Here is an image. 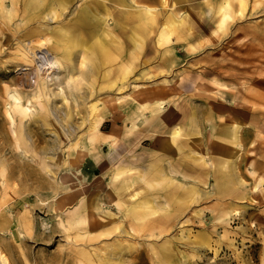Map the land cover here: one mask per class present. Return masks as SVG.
Wrapping results in <instances>:
<instances>
[{"label":"rangeland","instance_id":"rangeland-1","mask_svg":"<svg viewBox=\"0 0 264 264\" xmlns=\"http://www.w3.org/2000/svg\"><path fill=\"white\" fill-rule=\"evenodd\" d=\"M83 1L85 0H74L75 5L72 4L67 16L70 17L72 11L77 9ZM243 1L246 4L243 15H237V18H234L235 21L228 20L221 28H217L215 12L221 0H140L142 4L152 7L151 25H141L138 22L130 28L131 23H127L123 32L118 29L110 30L112 38H117L119 44L115 43L113 49L109 51L111 61L109 60L107 65H102L98 73L85 76V81H82L78 92H84L89 96L83 100L77 99L81 103L79 102L80 105L75 107L73 103L75 91L66 85L64 72L60 74L52 72L51 76L54 79H51L48 88L44 89L45 97H32L31 94L36 91L35 79L39 70L37 65L35 66L36 63L24 60L28 53L22 47L29 42L26 39H22L21 42L16 39L21 34L20 26L25 22L22 21L23 0H0V129L2 130H0V136L2 135L0 140L4 139L5 142L0 141L2 145H0V212L2 213L0 214V250L7 255L11 264H116L119 260L121 263L123 261L122 264H264V0ZM128 3L129 5L126 6L128 14L135 16L138 10L137 4L132 0ZM232 3L236 4L235 1ZM117 5L120 4L117 3ZM117 5H114L116 10L119 8ZM102 12L104 15H109L103 9ZM181 14H186L188 19L190 18L192 29L199 16L202 21L204 18V22H210V26L206 31H195L194 38L191 37L189 41L184 40L179 43V36L173 33L170 35L171 39L167 40L163 33L165 30L162 29L163 19L167 15L174 17ZM210 15H213L212 20L209 19ZM54 25L56 23H51V26L54 27ZM130 35L135 36V39L143 40L141 48L134 44L132 39L130 40ZM48 37L53 40L55 34L48 32L46 38ZM89 43L90 41L87 45ZM101 53L92 57V59L97 57L94 59L97 64L99 60L104 61ZM79 54L76 53L77 56L75 55L74 58L77 65L81 59ZM60 59L61 56L49 61L45 67H52V63L60 62ZM85 68L86 66L82 64V69ZM225 68L227 70H224ZM42 70L44 72V68ZM126 70L130 72L124 74ZM102 73H104L103 76ZM78 78L79 76L75 77L71 82L75 85ZM230 79L233 80L230 81ZM164 83L168 85L162 87ZM12 93L20 95L22 106H29L33 114L35 113L30 115L31 123L29 120L26 124L24 122V129L31 127L27 132L29 135L32 134L29 141L25 137L13 140L7 134L8 123L5 110L10 108ZM49 93L51 95L53 93L51 97L49 96L50 100L46 97ZM154 93L162 96L161 99L164 100L160 107L149 98ZM96 94L99 95L95 96ZM62 96L67 98V101L61 99ZM103 97L108 99L105 100ZM45 101L50 105L48 106ZM92 103L96 106L93 111L90 110ZM67 108H70L72 113L73 109L75 112L74 117L69 118L68 122L64 120L65 124L60 121L62 118L60 115L62 116ZM11 112L15 114L13 110ZM45 114L50 115L43 116ZM16 116L21 117L20 114ZM188 124H192L191 131L198 132L196 135H191V138L186 136V133H189ZM76 126H80L76 136L81 142L80 145L84 147L82 152L87 162H84V158L76 157L77 154L74 155L76 146L71 145L75 141L72 139L74 135H68L69 131L66 134L69 127L73 129ZM174 126L182 128L183 134L179 136L183 141L182 146L187 145L186 138L190 143V146L186 147L185 158L192 161L193 157H196L194 161L205 169L208 168V172L205 171L201 175L188 173L196 180L197 178L202 180L195 191L181 192L179 190L174 198L175 203L171 206L169 203L171 200L167 201L166 206L169 210L161 212L168 214L165 217L160 215V219L149 228L145 225L146 218L141 217L139 212L127 213L126 216L123 212H118L110 224L105 223L112 226H105V234L101 233L96 239L75 238L74 233H70L71 229L67 231V234L59 231L61 219L66 221L74 219L70 217L77 204L73 201L58 210L55 207V200L52 201L54 203L51 204L50 209H44L45 207L40 203L45 200L51 202L52 197L42 193L46 188H42L41 192L35 185H31L41 182L37 174L40 167L37 158L41 156L38 154L41 149H38L39 145L40 147L46 145L49 148L50 145L55 144L54 149L60 148L55 149L56 151L53 148H51L53 151L48 149L54 159H46L47 164L50 162L47 167L56 172L57 180L63 186L81 187L83 192L78 193L84 197L97 189L100 193L104 192L102 190L106 191L110 173L115 172L118 166L129 164L127 168L130 169L125 174L130 177L135 175L141 168L137 164V157H143L149 151L161 146L163 141L170 138ZM220 135L221 137L228 135L231 141L226 143ZM23 139L37 146L32 147L33 151H27ZM88 140L91 142L89 147L86 145ZM218 140L219 146L225 147V153L213 149L212 141ZM209 142L213 146H209ZM101 149L103 150L100 153ZM11 151L14 154H10ZM70 154L73 155L72 162H68ZM106 155L112 158L110 162L100 159ZM2 158H6L8 162ZM2 161L8 167L3 169ZM83 164L85 169L80 176L72 172L71 168H80ZM24 165L28 170L25 171ZM56 165H59V168ZM178 168L179 172L186 174L187 170L182 168V165ZM18 170L24 173L19 174ZM102 170L103 172L107 170V173L103 175ZM212 170L217 177L226 179L227 174L233 177L231 181L225 180L229 181V183L225 182V190L213 188ZM208 173L210 176L207 175ZM21 174H27L29 179ZM47 174V178L51 179L49 173ZM20 179L21 182H19ZM28 180L29 182L26 183ZM191 180L197 183L196 180ZM137 182L138 190L142 192L144 185L141 180ZM22 185L29 191L22 189ZM139 197L140 194L131 197L129 207H134L133 202ZM20 202L25 203L18 204ZM25 204L30 206H23ZM24 208H28L26 211L29 212L23 215ZM172 210L175 211L170 215ZM60 211H63L61 216ZM26 214L27 217L24 218ZM86 216L85 212L80 213L79 222L73 223L72 226L78 225L83 230L89 222L93 224L95 219H98L97 216L89 218ZM157 216L159 215L155 213L152 218ZM21 217L29 225L26 231L20 225ZM121 224L125 233L118 232V228L114 226ZM66 225L70 227L69 224ZM100 229L93 230L90 234ZM75 241L76 244H74ZM106 242L112 250L115 246L117 247L119 251L117 260L107 259L106 261L100 258L102 253L109 250L106 245L104 247ZM122 247L125 248L122 249ZM97 248H101V251ZM78 249L95 253L96 255L92 254V258H95L92 259L93 262L88 263L81 254L78 255Z\"/></svg>","mask_w":264,"mask_h":264},{"label":"bare ground","instance_id":"bare-ground-1","mask_svg":"<svg viewBox=\"0 0 264 264\" xmlns=\"http://www.w3.org/2000/svg\"><path fill=\"white\" fill-rule=\"evenodd\" d=\"M128 1L129 0H85L79 5V7L76 6L77 9L75 8L72 11V13H71L72 15L70 17H68L67 13H68L69 9L71 8L72 4L74 3V0H23V2H22L23 3V7H22L23 10L22 11H24V12L22 14V21H25V22H24V24H22L20 26L21 27V30H20L21 34H19V37L16 38V39L19 42H21L22 39L23 40L26 39L27 42H29L28 44L24 45V47H22V48L26 49V51L28 53L26 55V57L24 58V60L29 62V63H31V62L36 63L35 66L37 65V69L39 70L37 72V74H36L37 78L35 79L36 91L34 93H32V91H31L32 97H34V98L45 97L46 92L44 91V89H47L49 83H51L50 82L51 79L52 80L54 79L53 76H51V75H53L52 72L54 74L55 73L56 74H60V73L64 72L66 74V79H65L66 85L69 88L74 89V91H75V92L73 91L74 92V97H73L74 106L78 107V105H80L79 104L80 101H78V100H81V99L83 100V99L88 98L89 95H87L86 93H84V92L83 93H79L78 92V90L81 89L80 85H81L82 81L84 80L86 75H89V74L93 75L94 73H98L101 70L102 65H104V64L107 65V62L110 60L109 51L111 50V48L113 49L115 43L119 44L117 38H112L110 30L115 31L116 29H118L121 32H123L126 29V24L127 23H131L129 25L130 28L135 26L138 22L141 25H143V24L151 25L150 18H151V14L153 13L152 10H151L152 7L148 6L146 4H142L141 2H139L140 0H132V1H134L137 4L138 10L134 14L135 16H131L130 14H128L127 9H126L127 8L126 6L129 5ZM233 1H235L236 4H233L232 3ZM117 3L120 4V5H117ZM74 5H75V3H74ZM114 5L119 6L118 10L115 9ZM245 5L246 4H245V2L243 0H221V2L217 6L216 12H215V14L217 15V18L215 19L216 20V23H215L216 27L217 28H221L223 26V24L225 22H227L228 20L232 21L234 18H237V15H243V10L245 8ZM235 6H236V8H235ZM99 7H101V9ZM102 9H103V11L108 12L109 15H104L103 12H102ZM239 11H240V13H239ZM212 17H213V15H210L209 19L212 20ZM140 18H144V19H140ZM137 19H140V20H137ZM234 21H235V19H234ZM202 22H204V18H203V21H202V19L199 16V19H197V23L194 25V29H195L194 30V29H192V25L190 23V18L188 19L186 14H181L179 16H174V17L171 16V15H167L163 19L162 29L165 30V31H163V33L166 35L167 40L171 39L170 35L173 33V34H176L177 36H179L178 37V41L180 43V42H184V40H188L189 41V39H192L191 37L194 36L193 34H194L195 31H199V32L206 31L208 29V27L210 26V22H208V21L204 22V23H202ZM51 23H56V25H54V27H53V26H51ZM243 23H245V22H243ZM256 24H257V22H256ZM238 25H239V23H238ZM240 27H242V26H240ZM238 28H239V26H238ZM243 28H245V27H243ZM48 32H51V33L55 34V38L53 40H51L49 37L46 38ZM217 33L215 34V37H216ZM211 34H214V33H211ZM131 39L133 40L134 44L139 45V47H140V45L143 42V40L135 39V36L133 37L132 35H130V40ZM215 39H217V38H215ZM88 41H90L89 45H87ZM76 53H80L79 55H80V58H81L80 61L78 62V65L76 64L77 62H75V60H74ZM100 53H101L102 59H104V61L101 62L99 60V63H98L99 65H98L95 62V60H94L97 57H95L94 59H92V57H94L95 54H100ZM60 56H61V59H63V60L60 59V62H56V63L53 62L52 65H51L52 67H49V68L45 67L46 64L49 61H52L55 58H58ZM110 56H112V55H110ZM76 59H78V58H76ZM76 61H78V60H76ZM112 63H114V61ZM82 64L84 66H86L85 69H82ZM236 66H237V64H236ZM109 67H110V65H109ZM239 67H241V66H239ZM43 68H44V72L42 70ZM3 69H4V67H3ZM63 69H65V71H63ZM74 69H75V71H74ZM221 70H223V69H221ZM224 70H227V69L225 68ZM231 70H233V69H231ZM243 70H244V68H243ZM250 70H251V68H250ZM207 71H209V70H207ZM129 72H130L129 70H126L124 72V74H127ZM240 72H242V71H240ZM104 73H105V70H104ZM104 73H102V76L104 75ZM140 73H142V72H140ZM142 74H146V73H142ZM142 74H140V75L142 76ZM239 74H241V73H239ZM105 75H106V73H105ZM77 76H79V78L77 80V83L74 85L71 81L74 80L75 77H77ZM107 76L109 77V74H107ZM89 77H91V76H89ZM234 77H235V75H234ZM102 78H104V77H102ZM63 79L62 80L60 79V80L63 81ZM231 80H233V79H230V81ZM127 83H128V81H127ZM99 85H101V84H99ZM167 85L168 84L164 83L162 85V87H166ZM5 86H7V85H5ZM117 86H119V85H117ZM122 87H124V85H122ZM8 88L10 89L9 86H8ZM62 89L63 88H61V90ZM153 90H155V89H153ZM120 91H119V93H120ZM68 92H66V93H68ZM14 93H16V92H14ZM14 93H12L10 95V97L12 98V101L10 102V108H7L5 110L6 120H7V123H8V130H7L8 133L7 134L13 140H15V138H18V137H21V138L25 137L27 139V141H29L28 139H29V137L32 134L29 135V133H27V132H29L28 129L31 128V127L27 126V127H29L28 129L27 128L24 129V127H25V124L28 123V120L29 121L31 120L30 119V115L33 114L32 108H30L29 106H25V107L22 106V104H21V98L22 97L20 95H18V94H14ZM88 93H89V90H88ZM61 94H62V91H61ZM155 94L156 93L152 94V96H150L149 98H151L155 102V104H157L160 107L164 100L161 99L162 96L155 95ZM52 95H53V93H52ZM52 95L49 93L48 96H46L47 99L50 100L49 96L51 97ZM54 95H55V93H54ZM97 95H99V94H96L95 96H97ZM28 97H30V96H28ZM34 98H33V100H34ZM99 98H101V97H99ZM112 98H113V96H112ZM115 98L116 97H114V99ZM61 99H65V98L62 96ZM66 99H65V101H67ZM107 99H105V100H107ZM27 101H29V99ZM30 102H31V100H30ZM45 103H46V101H45ZM98 104H99V102H98ZM31 105H33V104H31ZM82 106H81V109H82ZM94 107H96V106L92 103L90 110L91 111L95 110ZM79 108H80V106H79ZM11 110L14 111V113H15L14 115L12 114ZM73 111L75 112L74 109H73ZM74 112L72 113V110L70 108H67V110H65L63 112L62 116L60 115V117H62L60 121L68 122L69 118H71L73 116ZM50 113H51V111H50ZM79 113H80V111H79ZM16 114L17 115L20 114L21 117L19 118V116H18V118H17ZM58 114H56V115H57L58 118H60L58 116ZM75 114H77V112ZM47 115L48 114H45L43 116H47ZM56 115H55V117H56ZM78 115H80V114H78ZM49 118H51V117H49ZM78 118H80V117H78ZM19 119H20V121L18 122ZM33 119H36V118H33ZM57 120H59V119H57ZM84 121H83V123H84ZM89 121L91 122V120H89ZM24 122H25V124H24ZM52 122H53V120H52ZM66 122H65V124H66ZM85 122L87 123V121H85ZM90 122H89V124L91 125L92 122L91 123ZM29 123H31V121ZM43 123H44V121H43ZM57 123L58 122H56V124ZM83 123H81V124L83 125ZM93 124H94V122H93ZM50 125L52 126L51 122H50ZM62 125H64V124H62ZM90 125H88V126H90ZM191 125L192 124H188L189 133H186L187 134L186 136H188V138L191 135L198 134V132L190 130ZM54 126H55V124H54ZM58 126H60V125H58ZM66 126H65V128H66ZM0 127H1V125H0ZM72 127H75V126H72ZM84 127H86V126H84ZM61 128L63 130V127H61ZM79 128H80V126H76V128H73V129H71V127H69L68 130L66 129L67 130L66 134H68V131H69L68 135H72V136L74 135V137L72 139H75V141L71 143L72 146H76V151L74 152V155L77 154L76 157H78L79 159L84 158V162H87L86 156H84L85 154L82 152V149L84 147L82 145H80L81 142L78 141V137L76 136L77 130ZM57 130H59V127L57 128ZM32 132H33V130H32ZM57 132H59V131H57ZM60 132H62V131L60 130ZM64 132H65V130H64ZM62 134H63V132H62ZM182 134H183L182 128H180L179 126H174L172 128V131H171V134H170V138L165 140V141H163L161 146H158V147L154 148L153 150L149 151L143 157H140V158L137 157V160H136L138 162L137 164H138V166H141V168L138 169V172H136L135 175L133 174L130 177V175H126L125 174V172H128L129 169H130V168H127V166H129V164H127V166L126 165L118 166V168H117V170L115 172H111L110 173L111 175H110V178H109V181H108V185L106 187V191L102 190L104 192L100 193V190L97 189V190H95L93 192L91 191V193H89V194H86L84 197L78 193V192H83L81 190V187L78 188L79 187L78 186V187L74 188V187H71V186L66 185V184H65L66 186H63V184L60 183L57 180L58 178L55 175L56 172L54 170L48 169L49 166L47 167V165L50 162L47 164L48 161L46 162V159H50V158L54 159L53 158V154L50 155L49 154L50 151L48 149H51V148L54 149V145L55 144L53 146L52 145H50V146L48 145L49 148H47L46 145L45 146L42 145L43 147H40L41 145H39L38 149L41 148L39 150V153H38L37 149H36V151L41 156H39L37 158V163L40 165L39 171H38L37 174H39V177L41 178L40 179L41 182L40 183L31 184V185H35L38 188L39 191H41L42 188H46V190L49 189L47 191L44 190L46 192H44V191L42 192L41 191L42 193H44V195L52 197V198L49 197V198H51V202L48 201V200L40 201L42 206L45 207L44 209H46V208L48 209L51 206V204L54 203V202H52L53 200H55V204H56L55 207L58 210L64 208V205H66V204H68L70 202H73V201H74L75 204H77L76 209L73 211V215L70 217V218H74V219H71V220H68V221H66L64 219L63 220L61 219L59 221V227H60L59 231H62L63 233L65 232L64 234H67V231L71 229L72 232H70V233H74V237L75 238L81 237V238H83L85 240L86 239H96V238H98L101 235V233H104V230L106 229V228H104L105 226H112V225H109L110 221L113 220V218H116V214H118V212H123L124 216H126L127 213L128 214H130V213L131 214H135L136 212H139L141 214V217H145L146 218L145 225L146 226L148 225V228H149V226H152L155 223L156 220L160 219V217L162 215L165 217L168 214L166 212L169 210V208L166 206V203H168L167 201L171 200L169 203H171V206H172L175 203L174 202V198L176 197V195H177L179 190L181 192H188V191H191V190L195 191V189L198 188L199 182L202 181L201 178H197L198 180H196L194 178V176L192 177L191 174H188V173L193 172V173H196L197 175H201V173H204L205 171L208 172V168L205 169L204 167L200 166L196 161H194V160H196L195 159L196 157H193L192 161H189L187 158H185V155L187 154L186 147L190 146V143L188 142V138H186L185 141L187 142V145L185 147L182 146V142L183 141H181V138L179 137ZM56 136H57V134H56ZM221 136L222 135H220V137ZM53 139H54V137H53ZM221 139L223 141H225L226 143H229V141H231V137L229 138L228 135H226L224 137H221ZM2 141H1V143H2ZM27 141L25 139H23V142L26 144L25 147H27L26 150L27 151H33V150H31V149H33L32 147L33 146H37V145H32L30 142L28 143ZM42 141H44V139ZM59 141H61V140H59ZM51 142L54 143V141H51ZM212 142L214 144V148L213 149H217V150L221 151L222 153L226 152V149H225L224 146L222 148L219 146V144H218L219 140L218 141H212ZM45 143H46V141H45ZM90 143L91 142L88 140V142L86 143L87 147H89L91 145ZM16 144L19 145L18 142H16ZM34 144H36V142ZM208 144H209V146H213V144H210V142ZM58 145H59V142H58ZM4 146H6V145H4ZM8 146H10V144ZM11 147H12V145H11ZM55 149L59 150L60 148L59 149L55 148ZM55 149H54V151H56ZM97 149H99V148H97ZM92 150H94V148ZM102 150L103 149L99 150L100 153H101ZM12 151L9 152V153L11 154ZM51 151H53V150L51 149ZM20 152H22V150ZM15 153H17V152H15ZM12 154H14V153H12ZM64 156H66V155H64ZM71 156H73V155H71V154L69 155L68 162H72L73 161V158ZM98 156H100V154H98ZM9 157L13 158V156H11V155H9ZM9 157L6 156V158H8V159H9ZM2 159H4V158H2ZM5 159H4V161H6ZM96 159L97 158H95V160ZM100 159L105 160L106 162H110L112 158L109 155H106V156H104V157H102ZM16 161L18 162L17 159H16ZM6 162H8V161H6ZM75 162H76V160H75ZM1 163H2L1 166L3 167V169H4V167H8V166L4 165L5 163H3V161ZM13 163H14V161H13ZM52 163H53V161H52ZM59 163H61V162H59ZM63 164H64V162L62 163V165ZM19 165H22V163L21 164L19 163ZM179 165H182V168L187 170L186 174L184 172H179V170H178L179 169L178 168ZM36 166H37V164H36ZM56 166L59 168V165H56ZM25 167H26L25 171L28 170L27 166H25ZM57 167H55V168H57ZM71 167H73V166H71ZM51 168H52V166H51ZM91 168L93 169V167H91ZM30 169H31V167H30ZM36 169H38V168H36ZM84 169H85V165L84 164L80 168L79 167L71 168L72 172L74 174H76V175L78 174L79 176L82 174ZM11 170H12V168H11ZM19 170H18V172H19ZM22 170H24V169H22ZM32 170L34 171V169H32ZM8 171L9 170H7V172ZM20 172H22V171H20ZM20 172H19V174H20ZM4 173H6V172H4ZM22 173H24V171ZM29 173H32V172H29ZM34 173H36V172H34ZM47 173H49V176L51 177V179L47 178V175H48ZM59 173H60V171H59ZM101 173L104 175V174L107 173V170L104 171V172L102 170ZM209 173L207 175H209ZM14 174H12V175H14ZM21 175H26L27 176V174H21ZM8 176H10V174ZM33 176H31V177H33ZM62 176H63V173H62ZM16 177H19V176H16ZM27 178H28V176H27ZM212 178L214 180L213 188L215 190H221V189L225 190L226 189L225 182L229 183L228 180L231 181L233 177H231V175L227 174L226 179H228V180L225 181L226 179H224V177H217L216 173L212 170ZM33 179L34 178H32V180ZM59 179H61V178H59ZM191 179L196 180L197 183H193V181ZM204 179H205V176H204ZM81 180H83V179L81 178ZM137 180H141L143 185H144V189H143L142 192L140 190H138L139 188L137 186L138 185ZM19 182H21V179L19 180ZM27 182H29V180L26 181V183ZM13 183L14 182H12V184ZM17 185L19 187V184H17ZM22 187H23V185H22ZM17 189H16V192H17ZM22 189L28 190L26 188V186L23 187ZM30 190H31V187H30ZM73 191H75V192H73ZM200 191H202V190H200ZM19 193H23V192H19ZM136 194H140L139 199H137V201L133 202L135 204L134 207H129V204H130L129 201H130L131 197L136 196ZM31 195H33V194H31ZM142 196H144V197H142ZM25 198H27V197H25ZM21 203L22 202H20L18 204H21ZM24 203H22V204H24ZM23 206L28 207L30 205L25 204ZM42 206L40 205V207H42ZM33 208H34V206H33ZM27 209L28 208H24L23 209L24 210V212H22L23 215L25 213L29 212V211H26ZM111 209H114L115 211H113ZM162 211H166V212L161 213ZM173 211H175V210H172V212H170V215L173 214ZM62 212L63 211L59 212L60 216H61ZM84 212L87 214L86 218L97 216L98 219L97 220L95 219L93 224L91 222H89L87 224V226H84L85 229H83V230L80 229L78 227V225L74 224V226H72L73 223H78L79 222V218L78 217L80 216V213H84ZM155 213L158 214L159 216L152 218L153 215H155ZM235 213H236V211H235ZM0 214L2 215L1 212H0ZM26 217H27V214L25 215L24 218H26ZM118 217H119V215H118ZM120 217H121V214H120ZM30 219H32V218L30 217ZM121 220H122V218H121ZM18 222H19V220H18ZM106 222H109V224L105 225ZM134 222H136V221H134ZM114 223H115V220H114ZM66 224H69L71 228L69 226H67ZM20 225L23 227V230H25V231L28 230V228H29V225L27 223H25V220L22 217L20 219ZM39 226H41V225H39ZM53 226H55V224ZM114 226L116 228H118V232L120 231L121 233H125V230L122 227V224L121 225H114ZM98 229H100L98 232L90 234V233H92L93 230H98ZM128 234H129V232H128ZM47 235H50V233H47ZM66 236H68V235H66ZM70 240L72 241V238ZM74 244H76V241H75ZM106 244H107V242L104 243V247H105ZM110 244H111V242H110ZM113 247H114V245H113ZM86 248H88V247H86ZM110 248H111V246H110ZM110 248L105 253H102L103 256L100 254L101 255V257H100L101 259H104L106 261H108L109 259H111V260L112 259H116L117 260V256L119 254V251H118L117 247L115 246V248L113 250L110 249ZM123 248H125V247H122V249ZM97 249L100 250L101 248L100 249L97 248ZM171 249L172 248L170 247V251H171ZM100 251H99V253H100ZM102 251H104V250H102ZM170 251L168 250V252H169L168 254H170ZM125 253H127V252H125ZM59 254H61V252H59ZM79 254H81V256L83 258H85L88 261V263H92L93 262L92 259H95V258H92V254L96 255L95 253H89V252L84 251L82 249H78V255ZM65 255L66 254H64V256ZM120 256L122 257V254ZM122 263H123V261H122ZM122 263H121V260H119L116 264H122ZM0 264H11L10 261H9V258L7 257V255L4 252H2L1 250H0Z\"/></svg>","mask_w":264,"mask_h":264}]
</instances>
